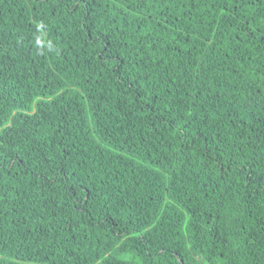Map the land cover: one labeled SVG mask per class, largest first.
<instances>
[{
    "label": "trees",
    "instance_id": "16d2710c",
    "mask_svg": "<svg viewBox=\"0 0 264 264\" xmlns=\"http://www.w3.org/2000/svg\"><path fill=\"white\" fill-rule=\"evenodd\" d=\"M0 264H264V0H0Z\"/></svg>",
    "mask_w": 264,
    "mask_h": 264
}]
</instances>
